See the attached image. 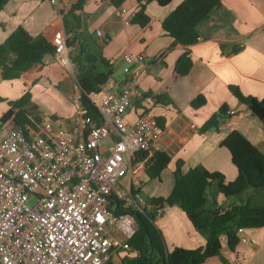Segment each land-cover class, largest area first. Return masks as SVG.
I'll return each instance as SVG.
<instances>
[{"label": "crops", "instance_id": "crops-1", "mask_svg": "<svg viewBox=\"0 0 264 264\" xmlns=\"http://www.w3.org/2000/svg\"><path fill=\"white\" fill-rule=\"evenodd\" d=\"M182 1L171 0L165 6L155 0L148 2L145 13L149 21L146 24L132 21L139 10L138 0H125L118 8L112 5L111 0H85L83 8L76 10L88 30L94 33L95 46L103 56L109 62L115 58L111 75L115 89H121L126 83L124 72L114 73L116 65L123 64L118 57L119 52L126 49L145 54L148 71L138 81L144 96L132 101L125 119L134 121L138 115L149 112L162 123V135L148 151L163 150L171 156L160 178H154L156 182H162L158 196L170 192L178 160L183 161V171L201 166L210 171H220L226 181L235 180L238 169L232 162L229 149L221 144L233 130L240 132L264 154L263 121L229 88V85H236L245 95L264 98V0H221L209 17L199 22L198 41L188 46L175 44L173 36L162 25ZM62 2L67 4L63 9L67 11L77 0ZM121 9L125 10V18L130 20L128 24L119 15ZM19 25L32 35L43 34L51 40L55 30L64 29L63 14L48 0H9L0 11V43ZM98 31L102 35H98ZM236 46L241 49L231 53ZM186 50H189L193 64L186 75H179L175 64ZM48 78L52 83H46L50 85H59L62 79L69 80L55 54L46 55L42 65L18 78L4 79L0 70V87L4 85L6 93L21 86L24 93L26 89L31 91L33 81L37 84L43 79L48 81ZM201 94L206 99L205 103L194 107L192 101ZM157 96H160L159 101ZM0 97L9 98L4 94ZM32 106L38 110V104L31 99L27 109ZM223 106L226 109L221 113ZM228 109L235 110V113L228 114ZM73 112L72 107L65 117L62 115L65 124L71 120ZM29 113L34 116L30 110ZM215 114H219V126L201 131L203 124ZM54 115L59 117L56 113ZM13 124L12 119L0 123V135ZM211 190L209 186L206 212L227 208L231 203L241 201L246 190L257 192L264 188L254 190L249 187L239 195H224L217 184ZM259 198L252 207L264 206V193L259 194ZM156 224L162 230L169 249L175 246H203L210 235L209 229L195 228L177 205L165 206L156 218ZM245 231L249 240L239 242L233 250L226 236H222L220 255L208 258L204 264H264V227Z\"/></svg>", "mask_w": 264, "mask_h": 264}, {"label": "built area", "instance_id": "built-area-1", "mask_svg": "<svg viewBox=\"0 0 264 264\" xmlns=\"http://www.w3.org/2000/svg\"><path fill=\"white\" fill-rule=\"evenodd\" d=\"M49 1L59 11L67 6ZM119 15L125 18V10ZM51 41L59 63L71 66L65 30H55ZM118 57L125 85L115 89L110 78L88 93L100 122L89 115L79 91L64 126L44 117L38 129L13 124L0 135V264H115V254L136 232L134 213L150 205L132 187L140 188L143 154L163 129L149 112L125 119L132 101L144 96L138 81L148 64L145 54L126 49ZM162 212L157 209L158 216ZM238 235L240 242L249 240L243 227Z\"/></svg>", "mask_w": 264, "mask_h": 264}, {"label": "trees", "instance_id": "trees-1", "mask_svg": "<svg viewBox=\"0 0 264 264\" xmlns=\"http://www.w3.org/2000/svg\"><path fill=\"white\" fill-rule=\"evenodd\" d=\"M9 0H0V11ZM125 0H111L112 5L120 7ZM152 0H138L139 10L132 19L133 22L146 24L149 16L145 13L146 4ZM165 6L171 0H155ZM85 0H77L67 10H60L63 14L64 30L68 35V44L72 47L71 58L76 66V79L80 88L81 99L88 109L89 115L100 122V111L90 101L88 93L98 91L111 78L113 64H111L95 46L96 37L90 32L82 17L76 10L82 9ZM221 0H183L163 20L164 30L174 38L175 44L191 45L198 41V24L209 17L211 11L219 6ZM74 49V51H73ZM241 49L236 46L231 53ZM55 46L43 34L32 35L25 27L19 25L10 35L0 43V70L4 79L20 77L24 72L34 70L43 64L46 55H54ZM193 61L189 50L184 51L176 61L175 71L179 75H186ZM34 83V82H33ZM231 92L245 103L253 114L264 123V98L245 95L236 85H229ZM30 89L17 99L9 100L10 108L0 117V123L12 119L14 125H26L38 129L44 119L42 115L30 116L27 105L31 102ZM0 100L2 98L0 97ZM160 100V96L156 97ZM201 94L193 101L194 107L205 103ZM226 106H223L221 113ZM220 113V114H221ZM219 114L211 116L200 128L206 131L219 126ZM50 118L57 119L56 115ZM162 127L160 119L156 118ZM230 153L232 162L238 169V176L233 181H226L220 171H210L201 166H193L183 171V161L178 160L173 171L174 184L165 196L147 198L150 205L142 211H136V232L125 242L120 251L125 256L119 264H204L213 256L220 255L222 248L221 237L226 236L229 247L233 250L240 242L238 228L245 229L264 227V206L252 207L249 201L231 203L227 208H217L206 212L207 189L216 183L224 195H239L247 188L260 190L264 188V154L240 132L233 130L222 141ZM146 163V174L150 179L160 178L162 171L167 168L171 156L163 150H153L143 154ZM140 188L132 191L140 193ZM177 205L197 229L206 228L210 235L205 245L197 248L175 246L172 249L167 243L162 230L156 224L157 209L165 206Z\"/></svg>", "mask_w": 264, "mask_h": 264}, {"label": "rangeland", "instance_id": "rangeland-1", "mask_svg": "<svg viewBox=\"0 0 264 264\" xmlns=\"http://www.w3.org/2000/svg\"><path fill=\"white\" fill-rule=\"evenodd\" d=\"M49 1V0H48ZM50 2V1H49ZM74 51V49H73ZM60 67L64 70V72L69 76V80L62 79L59 81L58 84L50 85L47 84L46 82L52 83L50 79L48 78V81L46 79H43L42 82L40 81L39 83L36 84L33 83V87L31 89L32 93V100L38 104V110L32 106L29 110L32 112V115L35 114H41L43 117L49 118L52 113L58 114V120L59 123H61L64 126V117L66 114H68L69 111L72 110L73 107V97L80 91V88L77 83L76 79V66L74 62L72 61V65L69 67H65L60 64ZM123 67L124 65L121 64V66L118 67L116 65V69L114 73L116 75L122 74L123 73ZM10 82V81H9ZM34 82V81H33ZM36 84V85H35ZM14 87L12 90H9L8 92L5 93L6 87L2 85L0 87V95L4 94L8 96L9 98H2L0 100V116L5 112L8 108H10V104H8L9 100H13L15 98H18L22 93L21 91V86ZM64 115V117H62ZM71 119V118H70ZM157 180L155 179H150L147 174L142 177L140 180L138 187L140 186V194L147 200V198L158 196L159 191L162 190V182H156ZM160 187V189H158ZM216 188V184L213 183L210 185V190H214ZM211 190V191H212ZM264 190L261 191H248L246 190L243 192L242 195V200L244 201H249L250 206H254L257 201L260 200L259 194L264 193ZM247 193H252L248 195ZM35 201V198H32L29 203L33 204ZM240 201V200H239ZM208 204H205L204 208L207 207ZM214 208V204H212V208ZM126 252L125 251H120L115 254L114 256V263L119 264L121 259L125 256Z\"/></svg>", "mask_w": 264, "mask_h": 264}]
</instances>
